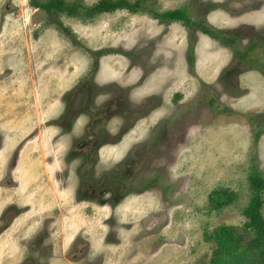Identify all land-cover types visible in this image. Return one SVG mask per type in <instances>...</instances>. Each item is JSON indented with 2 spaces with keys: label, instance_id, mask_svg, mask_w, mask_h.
Instances as JSON below:
<instances>
[{
  "label": "rangeland",
  "instance_id": "374dc122",
  "mask_svg": "<svg viewBox=\"0 0 264 264\" xmlns=\"http://www.w3.org/2000/svg\"><path fill=\"white\" fill-rule=\"evenodd\" d=\"M150 6L185 8L236 43L148 11L81 18L0 0V182L23 152V186L0 187V213L21 200L30 214L56 218L58 227H90L104 243L107 218L117 214L115 226L136 228L122 229L108 264H210L205 234L221 224L242 228L252 164L264 175V0ZM122 130L129 131L98 152L93 186L101 190L107 173L131 190L112 209L103 196L79 201L77 176L68 186L61 181L62 155L97 137L115 141ZM72 163L74 174L81 161ZM114 168L120 177L106 171ZM217 189L237 198L213 210Z\"/></svg>",
  "mask_w": 264,
  "mask_h": 264
},
{
  "label": "flooded vegetation",
  "instance_id": "af4514ba",
  "mask_svg": "<svg viewBox=\"0 0 264 264\" xmlns=\"http://www.w3.org/2000/svg\"><path fill=\"white\" fill-rule=\"evenodd\" d=\"M52 124L58 126L59 121L55 120ZM129 130H133V127ZM129 130H122L115 141L104 140L101 142L100 137H97L100 142L96 138L89 140L84 142L85 146L70 148L64 157L62 155L61 160L64 168H61L60 171L63 173L64 179L61 181L68 186L67 180L74 175L77 176L78 185H80L82 192L78 197L79 201L95 203L98 202L97 199L100 196H103L107 197L103 200L104 205L112 209L118 206V200L125 198L126 193L131 190H127L126 185L122 184L123 181L119 179L113 181L112 177L116 173H119L118 176L120 177V171L115 168L106 170L115 171L110 178L111 181L108 180V177L106 178L107 173L104 178H99L103 180L101 190L97 191L93 186V182L99 183V181L94 180V170L99 164L98 152L100 155L104 144L118 143L120 138L125 136ZM94 132L91 134H95ZM107 138L112 139L113 137L109 134ZM74 160H80L81 164L72 174L69 167L72 166ZM120 166L121 163L118 164V167ZM12 171L3 179V182H0V187L6 189L18 186ZM120 182L121 184H119ZM116 191L119 194H116ZM9 203L10 212L4 214L6 212L4 210L3 213H0V264H108L113 250L122 246L123 241L119 236L122 229L132 231L136 228L134 222L121 225L118 220H115V226L112 223V218L113 215L116 218L117 214H110L106 221L108 238L105 233V243L101 239L97 242L95 231H89L90 227H58L55 225L56 218L46 215L42 218L41 214H30V204L21 208L19 202L11 201ZM161 222L154 229L146 227L143 230L153 229L151 231L154 232L148 231L149 234L158 232ZM112 246L115 248L111 250Z\"/></svg>",
  "mask_w": 264,
  "mask_h": 264
},
{
  "label": "trees",
  "instance_id": "16d2710c",
  "mask_svg": "<svg viewBox=\"0 0 264 264\" xmlns=\"http://www.w3.org/2000/svg\"><path fill=\"white\" fill-rule=\"evenodd\" d=\"M32 7L40 8L47 14H67L76 17H93L118 9H129L133 12L148 11L153 17L163 21H180L186 27L202 31L214 38L236 43L234 38L227 37L221 31L211 27L206 18L194 20L185 8L168 9L158 12L151 7L153 0H99L93 5L80 1L67 0H29ZM61 27L62 24H60ZM64 28V27H63ZM251 197L244 208L247 218L244 226L221 224L205 239L211 242L210 264H264V175L257 164H252L249 172ZM237 198L235 191L217 189L210 195V208L219 210L233 203Z\"/></svg>",
  "mask_w": 264,
  "mask_h": 264
},
{
  "label": "crops",
  "instance_id": "0c3cea01",
  "mask_svg": "<svg viewBox=\"0 0 264 264\" xmlns=\"http://www.w3.org/2000/svg\"><path fill=\"white\" fill-rule=\"evenodd\" d=\"M16 152H17V149H16ZM22 156H23V152H22V149H20L19 157L16 154L17 160H16V164H15V167H14V170H13V173H14L13 176H14V179H15V183L18 184V186H16L15 189L21 188L23 186V183H21L22 178L19 176V171H20L19 168H20V165H21L20 162L22 160ZM30 168H31V164H26L23 169L30 170ZM9 188H11V187H9ZM15 202H19L21 204L23 203L21 200H18V201H15Z\"/></svg>",
  "mask_w": 264,
  "mask_h": 264
}]
</instances>
